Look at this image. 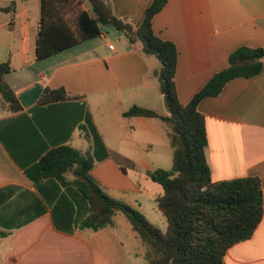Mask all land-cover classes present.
<instances>
[{
	"label": "crops",
	"instance_id": "1",
	"mask_svg": "<svg viewBox=\"0 0 264 264\" xmlns=\"http://www.w3.org/2000/svg\"><path fill=\"white\" fill-rule=\"evenodd\" d=\"M153 2L109 0L115 15L136 29ZM40 22L41 0H0V65L10 63L6 82L22 107L13 112L0 95V232L7 234L0 237V264H148L147 246L132 261L115 224L81 229L84 208L75 207V222L70 205L58 209L60 226L73 227L71 233L60 230L54 211L63 192L40 178L36 167L61 146L93 152L80 129L91 113L109 155L95 163L92 176L109 196L144 214L141 198L156 203L163 189L149 192L143 179L159 169L160 151L172 148L163 121L124 113L134 106L158 111L155 103L166 108L155 77L160 63L143 54L141 44L118 31L112 38L103 28L101 37L37 62ZM153 29L178 49L176 86L186 105L228 67L234 51L264 50V0H169ZM61 88L67 100L39 104L46 89ZM199 111L206 119L213 182L256 177L264 193V60L261 74L231 81L220 96L203 100ZM130 226L132 242L137 237ZM225 264H264V217L250 240L229 250Z\"/></svg>",
	"mask_w": 264,
	"mask_h": 264
},
{
	"label": "trees",
	"instance_id": "2",
	"mask_svg": "<svg viewBox=\"0 0 264 264\" xmlns=\"http://www.w3.org/2000/svg\"><path fill=\"white\" fill-rule=\"evenodd\" d=\"M168 2L154 0L136 29L115 15L109 0H41V22L36 41V61L42 62L101 37L104 25L116 29L131 44H141L143 54L159 61L160 68L155 77L167 115L134 106L124 113V117L158 118L167 128L173 151L172 169L147 172V176L163 188L155 201L166 218V232L151 223L139 209L109 196L92 176L95 163L109 155L91 113L86 115L80 129L91 143L93 152L61 146L44 155L36 168L40 178L57 183L58 190L63 192L54 211L60 230L73 231L71 225L68 229L61 227L56 218V211L64 208L65 212L68 205L72 207V220L75 207L76 210L86 209L80 228L95 231L113 225L115 215L121 212L147 246L148 264H225L229 250L250 240L261 224L264 193L261 180L256 177L213 182L206 155V119L199 106L206 98L220 96L231 81L261 74L264 50L237 49L230 55L228 67L215 74L188 104H182L176 86L178 49L173 42L156 35L153 29L154 18ZM10 72L9 62L0 65V95L13 112H19L22 110L20 102L6 82ZM68 98L63 88L46 89L39 104L47 106ZM6 235L0 232V237Z\"/></svg>",
	"mask_w": 264,
	"mask_h": 264
},
{
	"label": "rangeland",
	"instance_id": "3",
	"mask_svg": "<svg viewBox=\"0 0 264 264\" xmlns=\"http://www.w3.org/2000/svg\"><path fill=\"white\" fill-rule=\"evenodd\" d=\"M102 28L104 31H110L109 36H111L112 38H113V36L116 35V33H118L116 29L109 27V26L103 25ZM154 106H155L154 108H156L158 110L157 111L158 113H160V114H164L165 112L167 113V108H165L163 105H159V103H155ZM126 146L127 145H125L126 151H129V150H127L128 148ZM151 159H153V157ZM158 161H160L159 168L165 169V170L172 169V166H173V151H172V149L166 150V151H163V150L160 151ZM130 175L134 176L135 173L133 171H130ZM142 184H143V186H145L147 188V190L149 192H152L154 194H158V193L162 192V189H163L159 184L154 183L150 178L143 179ZM141 199L143 200V210L145 212L144 215L146 216V218L151 223L155 224L158 228H160L163 233H165L167 230L166 218L158 210L156 203L149 200V198L146 195ZM120 215H122V214H120ZM114 224L116 225V229L118 230L121 237L124 238L125 243L127 244L128 248H129L131 260L136 262L137 261L136 254L139 252L138 249H143L142 247H144V244H143L140 236L137 233H135L134 231H132L135 234V237H137V238H134L132 242L128 241L127 228H125V227H131V226H130L129 221L126 219V217L124 215L120 216V218H114ZM123 224L126 226H124Z\"/></svg>",
	"mask_w": 264,
	"mask_h": 264
},
{
	"label": "built area",
	"instance_id": "4",
	"mask_svg": "<svg viewBox=\"0 0 264 264\" xmlns=\"http://www.w3.org/2000/svg\"><path fill=\"white\" fill-rule=\"evenodd\" d=\"M111 48H113V47H111Z\"/></svg>",
	"mask_w": 264,
	"mask_h": 264
}]
</instances>
